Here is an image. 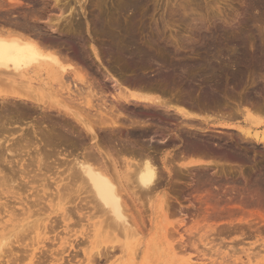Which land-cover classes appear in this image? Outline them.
<instances>
[{"label": "bare ground", "instance_id": "obj_1", "mask_svg": "<svg viewBox=\"0 0 264 264\" xmlns=\"http://www.w3.org/2000/svg\"><path fill=\"white\" fill-rule=\"evenodd\" d=\"M8 1L10 2L8 6L17 5V7L22 2L21 0ZM143 2L145 0H116L115 3L113 2L115 4L114 10L110 11L107 8H102L105 3L103 0H26L24 4L26 7H21L22 9L20 11L17 10V15H14V12L13 14L9 12V14L6 10L3 11V13L5 12L11 15V17L3 15L2 17L3 19L5 17V19L0 23V164L4 161L7 164H14V156L20 155L22 152L30 154V151L34 150L36 155L24 164L19 163L21 161L20 159H18V162L16 161L19 167L18 177H16L17 172L14 171L12 166H10L7 172V166L3 164L6 167V172L4 169H0V194H8L9 192L8 198L9 195L11 199L18 198L15 195L20 196L21 192L19 193L18 191L22 188L26 191L25 187L27 185L41 182L38 186L42 190L38 189L37 184L35 187H27L28 189H33V193H30V197L26 196V199L32 198L30 205H33V208H36L35 205L40 207V203L47 201L51 204L53 211V209H65V204H68L71 200L74 201L76 199L75 197L78 198L76 193L74 197L73 195L75 194H71L73 191H70L73 186L75 188V185H77L76 190L80 189L85 193L83 199L87 204L89 203L88 206L91 209L94 208V210L97 208L101 209V216L104 215L106 217L104 218L106 225L110 226L112 224V226L122 229H115L116 231L118 230V233L119 230L122 232L131 230L134 228L133 223L137 226L133 219L135 215L130 214L129 209L132 206L135 207L133 204L135 201L136 203L137 201L140 202V198L142 197H139L140 194H145L146 200L150 202L152 198L150 195L153 194L151 192L156 193V189L163 183L162 180L165 177L169 179L176 177L178 180L181 177L182 169L183 171H187V177H190L188 184L195 187V190L202 183L205 184L206 181H208L207 184L213 183L215 185L214 182L226 179V177L228 179L229 175L232 176V172L238 171L243 180V188L241 187L240 191L236 190L239 196H247L249 199L257 196L259 199L258 196L262 192L260 191V186H264V176H258L250 183L248 177L244 174V165L242 162L248 157L250 158L248 153L250 150L252 152L254 149L256 150L254 143L261 144L264 148V130L261 132H252L250 128L239 123L234 124L232 122L220 121L221 119L210 118L209 116L204 117V112L207 110L213 111V113L217 111L219 114L222 102L226 98H230L226 94L227 91L242 86V76L240 74L243 71H247L250 72L248 75H251L254 68L259 66V62L253 59L254 56H247L243 52H241V56L237 55L236 59L231 62L222 59L219 57L220 55L216 56L218 46L221 44L217 42V39H222L221 34L207 35L200 32L198 34L200 42V48L197 51L198 57L193 60L185 57H176V52L173 50L165 52L157 46L154 49L146 47L136 34L137 14ZM3 4V2H0V7L6 5ZM88 7H91L92 10L89 11ZM251 9L261 10V2L259 0H252ZM128 11L131 12L130 16H126V12ZM174 11L185 16L183 14V4H177L174 7ZM182 19L185 20L186 18L183 17ZM97 43H99L101 49H98ZM235 44L240 45L241 40H237ZM104 57L107 60H104ZM104 61L115 68H113V71L119 77L115 76V73L112 74L111 69H109V66L106 67ZM152 64H156L157 67L152 69ZM99 67H104L105 69V73L101 71L104 74L100 77L102 79V81L100 80L101 83L97 80L101 76L98 72ZM108 82H111V85H108ZM78 84L85 86V89L88 90L86 96H90L91 98L96 95V91H94L95 87L101 92L110 87L113 90L111 94L108 93L110 95L108 106L106 104L104 106V108H108L103 109V113L98 112V114L101 113L100 116H97L95 113L99 118V120L96 118V126L86 122L83 119L84 117L82 118L75 111L76 109H73V106L71 108L70 106H66L68 104L64 105L63 103L65 102L63 99H60L61 95L59 97L55 95L56 92L59 94L65 90L64 98L66 100H73L77 96L75 94L77 91L75 90L80 88H77ZM56 87L61 91L56 89ZM231 95H233L232 92ZM250 96V93H244L242 91V93L238 94L239 103L250 102ZM91 98L84 100V105H89ZM91 105L88 109L92 107ZM95 111L97 112L99 110ZM236 112L237 110H233L227 114L232 118V116L236 115ZM225 113H223L224 115L222 114L224 118L226 117ZM168 121H172L175 124L173 129L162 125L163 123L167 124ZM213 127L233 129L238 132L239 140L235 143L230 142V145H226L220 143L219 137L204 135L207 129ZM190 130H199L201 136L186 140L185 136L187 133L189 134ZM178 141L183 143L181 148L173 150V152H162L161 146L173 147ZM255 150L254 152L256 153ZM64 153H67V156L75 153L73 154V158L69 159V163L65 160L66 164L70 165L69 172H66V168L61 165L64 162L60 159L57 158L60 161L58 167L56 166V159L53 160L54 163L52 164H50L52 161L50 162L48 160L52 157H60L59 155H63ZM159 153L161 154L158 157ZM7 156L10 158L7 159ZM64 157L66 158V156ZM202 157H208L210 159L204 160L205 158ZM253 157L255 158V155ZM120 159L122 162L123 160L127 162H121V165L128 164V167L131 168L130 171L125 173V170L119 169L122 167L118 163L121 161ZM158 160L165 170V175L160 171L158 174L156 171V161ZM54 164L57 169L54 167ZM31 165H35V169ZM29 166H31V169H27ZM52 167L54 168L53 171L56 169L57 172L59 171L58 168H64L63 170L61 169L63 179L60 178L61 174L59 172H53L58 175L60 174V177L55 174L59 177L57 180L60 183L55 180L56 177L54 178L55 175L53 173V178H49L55 180L52 181V185L48 182L51 187L57 182V185H54L56 187L55 189L53 188L54 191L50 190L51 187L49 185L42 182L46 181L48 171ZM206 168H211L212 172L210 174L207 172H201L199 174L193 173L195 169L201 170ZM125 169L127 168L125 167ZM25 170L27 172L24 173ZM32 170L36 172L30 175L29 173H32ZM120 171H123L125 174ZM63 174H65V177ZM17 178L18 180L21 178L20 182H16ZM24 180L25 183H22ZM204 184L201 186H204ZM48 189L50 193H47L49 195L47 193H45L47 196L41 195L40 191L45 192L44 190ZM76 192L79 193L78 191ZM11 194L13 195L11 196ZM21 194L18 199L20 200V204L25 202L26 205H29L23 193ZM67 194H71L70 197L74 198H69ZM2 195L0 199L4 197ZM204 196L209 199V195ZM210 196L211 199L212 195L210 194ZM81 198L78 199L81 201ZM166 198L164 193L160 195L159 192L158 198H155L159 201L158 207L162 208L165 206L164 209H166ZM207 198H204V201ZM79 200L78 203H80ZM11 201L13 202V200ZM78 203L74 204L78 206ZM1 204L3 203L1 202ZM10 204L7 203L6 206H4L5 204L3 206L8 209ZM80 204L82 205V203ZM214 204L211 206L208 205L210 206L211 212H217L220 208L223 209V206H219V208L217 203ZM240 204L242 206V203ZM44 205L46 206V204H42L43 210ZM3 206H0L2 210L4 209ZM72 207L71 209H73ZM151 208L153 207L151 206ZM7 209L3 210V212L6 211L5 213H7ZM205 209H203L204 213L208 211L205 212ZM39 210L41 213L42 209L39 208ZM13 211L14 208L11 212ZM30 212L35 213L34 209H31ZM67 213L71 214L70 212ZM67 213L63 214L65 215L64 219L69 217ZM204 213L203 216L205 217ZM13 214L15 215L12 217L15 216L19 220L17 221L18 224L22 218L16 217V213ZM91 214H93L92 211ZM35 215V218H38H32V220L27 221L24 217L23 219L26 221L24 224L20 225L19 223V225H14L17 226L19 232L15 229L13 230V227H11L12 232L11 229L9 230L11 233L7 231L6 234L0 235V264H16L15 262L21 258L19 256L20 254L18 255L14 251L15 247L13 245V243L18 241V236L21 234L20 231L24 232L27 230L25 231L26 233H29L28 231H36L37 233L36 237L34 232L32 234L34 237L31 240V249L27 244L29 252H26L29 253L28 259L31 261V264L45 260L47 262L48 258L51 259H49L50 261H59L66 257L63 255V251H66L68 247L75 246L71 241L62 237L60 244L62 246H65L66 243L68 244V247L65 246L67 248L63 247L65 250L60 249L62 250L60 254L63 256L57 252L55 253L56 257H54L52 250V253L50 252L48 254L49 256L46 255L48 257L46 259L45 254L47 253L44 250H47L48 247L50 248L49 245L44 250L38 249L39 247L37 248V250H42L40 251V255L39 252H35V244L41 243L40 235L49 233L52 226L47 231L45 228H47V225H51V222L54 220L53 218L56 217H53V220L50 219L51 221L47 219L48 224L46 223L47 225L44 226L43 217L41 218L39 215ZM63 215L60 213L58 218H56L59 220V217H63ZM197 215L199 214L197 213ZM30 216L31 214L28 217L30 218ZM3 217L1 214L0 219ZM11 220L15 221L14 218H11L10 222ZM21 222L23 221L21 220ZM54 223L53 225L55 226L51 232L58 226V224L56 226ZM42 224L43 227H41ZM4 225L10 226L11 224ZM3 227L5 228V226ZM43 229L48 233L44 232ZM110 229L112 230L113 227L111 228L110 226ZM115 230L113 229L111 232ZM3 232L2 230V234ZM13 233H16L17 237L14 235V238ZM26 235L24 238L28 237V240L32 236L31 234V236ZM12 236L14 240L11 239ZM20 236L23 237L22 235ZM21 237L19 241L24 240ZM47 238L50 237L47 236ZM24 241H22L23 245H25ZM18 243L16 244L19 246V251L15 250L19 253L21 251L20 248H22V243L20 244L21 246ZM24 247L26 250V246ZM53 249L55 252L54 247ZM127 249L125 252L121 249L120 256H117L112 261L110 258L114 256V253L111 252L112 250H108L111 252L109 254L106 248L105 250L101 248L96 251L84 252V257L80 261L78 260L79 263L77 264H83V262L86 264H96L93 259L94 255H97L100 260H104L102 264H135L136 253L130 254ZM57 250L59 251V249ZM252 250L250 249V251ZM26 252H24L25 255ZM75 253L78 252L76 251ZM57 254L59 257H57ZM112 254L113 256H111ZM251 254H248V259L254 255V252L253 255ZM41 255L45 257H41ZM68 256L71 255L68 253ZM76 256V254L74 256L72 255L69 261H74L73 257ZM43 257L44 260L42 259ZM18 262L21 261L19 260ZM61 263L65 264L66 262H59V264ZM223 263L225 262L223 261ZM142 264H146L145 258L142 259Z\"/></svg>", "mask_w": 264, "mask_h": 264}, {"label": "rangeland", "instance_id": "obj_2", "mask_svg": "<svg viewBox=\"0 0 264 264\" xmlns=\"http://www.w3.org/2000/svg\"><path fill=\"white\" fill-rule=\"evenodd\" d=\"M21 1L23 3L21 2V5L19 4L17 7V5L8 6V4L10 5V2L8 0H4V1L0 0V2H3L4 4H6L5 6L0 7V19H1L0 23L5 19V17H4V19L2 17L3 15L4 16L6 15V17H7V15H8V17L9 16L11 17V15H9L10 14L9 12H11V14H13V12H14V15H17V10L20 11L22 8L26 7L24 5L26 0H24V1L21 0ZM103 1L105 3L103 4L102 8L103 7L107 8V10H110V11L114 10L115 4H113V2L115 3L116 0H103ZM259 1L261 2V7H262L261 10L262 11L259 9H254V10L251 9L252 0H145V2H143V4H141L139 7L138 14H137V23H136V34L140 38V41H142L146 47H149V48L151 47L154 49L157 46L160 50H164L165 52L173 50L176 52V55H175L176 57H180V58L185 57L189 60H193V59H196L198 57L197 51L200 48L199 47L200 42H199L198 34H200V32H203L207 35L221 34L222 39H219V40L217 39V42L221 43V44H219V46H218V51L216 53V56L220 55L219 57H221L224 60H228L231 62L232 60L236 59L237 55L241 56V52H243L247 56H254L253 59H255L259 62V66L254 68V71H252L251 75H248V73H250V72H247V71H243L240 74L242 76L241 77L242 86L241 87L238 86V87L232 88V90L229 89L227 91L226 94H228L230 98H226L224 100V102H222V104L220 105L221 109H219V110H221V111H219L220 113L218 114L217 111H216V113H213V111L207 110L206 112H204L205 116L203 114L204 117L209 116L210 118H215L217 120L221 119L220 121L232 122L234 124H238V123L242 124V125L250 128L252 130V132H261L262 130H264V20H262V19H264V0H259ZM177 4H183L184 5V13L183 14L185 16L174 11V7ZM22 5H24V6H22ZM104 5H106V6H104ZM8 9H10V10L7 11ZM5 10L9 14H7L5 12L3 13V11H5ZM88 10L89 11L92 10L91 7L90 8L88 7ZM130 14H131L130 11L126 12V16H130ZM183 17H185L186 19L183 20L182 19ZM239 39L241 40V44L236 45L235 42H237V40H239ZM232 41H234V42H232ZM97 47H98V49H101V46L99 45V43H97ZM105 59H106V57H104V60ZM104 64L106 65V67L109 66V69H111L112 74L115 73L113 71L114 67H111V65H108V62L105 63V61H104ZM230 64H232V63H230ZM156 67H157L156 64H152V69H154ZM101 71L102 72L104 71L103 73H105L104 67H99V69H98V72L101 75V76H99V78L97 77L98 78L97 80H99V83H101L100 80L102 81V79H100V77H102V75H104L101 73ZM195 73H196V71H195ZM114 75L119 77V75H117L116 73ZM110 83L111 82H108L107 84L109 85ZM55 84L56 83L54 82V85ZM77 86H78L77 88H79V87L80 88L75 90V91H77L75 93L77 96H75L76 98L74 97L75 100H74V98H73V100H66L63 96V95H65L64 94L65 90L62 92L60 89L57 88L58 86L56 87V89L61 91V93L57 94V92H56L55 95H56V97H59V95H61L60 99L61 100L63 99V101L65 102L63 104L64 105L68 104V105H66L67 107H69V106L71 108L74 107L73 109H76L75 111L78 112V115H80L82 118L84 117L83 119L86 122H88L89 124H93V125L96 124L97 125V123H95L97 121V119L99 120V118L97 116H100V114H101V113L98 114V112L103 113L105 108L106 109L108 108V107L104 108V106H106V105L108 106V104L110 102V95L109 94H111L113 92V90L110 89L111 88L110 87L109 89L104 90L105 92L104 91L101 92L99 89H98L99 91L97 90V87H95L94 91H96L95 92L96 95L91 98L90 96H86L88 90L85 89L84 85L78 84ZM85 91H86V93H85ZM242 91L244 93H250L251 94L250 102L239 103L238 94L242 93ZM74 92H73V94H74ZM231 92L233 93V95H231ZM84 95L86 96V98ZM81 97H83V98H81ZM107 97H108V99H106ZM89 98H91L90 104H92L91 105L92 107L90 109H88L90 104L84 105V103H85L84 100H87ZM222 106L223 107L225 106V108L223 109ZM95 110H99V111L96 112ZM233 110H237V112H236V115L232 116V118H231L228 116L227 113H230ZM95 113L97 114V116ZM223 113H225V115H226L225 118L223 117V115H224ZM221 117H223L224 119ZM227 117H229V118H227ZM154 122H156V121L154 120ZM160 124H162V123H160ZM162 125H164V126L166 125L167 127H171V129H173L175 127V124H173L172 121L171 122L168 121L167 124L163 123ZM187 135H189V136L187 137ZM187 135L185 136L186 140L189 138L201 136V132L199 130H197V131L190 130L189 134L187 133ZM204 135H212L215 137H219L220 143H223L226 145H230L231 144L230 142L235 143L236 141L239 140L238 132L233 130V129L214 128L213 127V128L207 129V131H206V133H204ZM182 145H183V143L178 141V142H176V145H174L173 147L172 146H168V147L167 146H164V147L161 146L162 152L163 153H166L168 151L173 152V150L181 148ZM254 147L256 148V150L254 149L256 151V153L254 152V150H253V152H252V150H250L248 152L250 158L248 157L246 160H244V162H242L244 165V174H245V176L248 177V181L250 183H252L258 176L259 177L264 176V174H263L264 173V154H263L264 148L262 147L261 144H255V143H254ZM33 151H30V154H25L24 152H22L20 155L19 154L17 156L15 155L14 156L15 158H13L15 163L12 165L7 164L5 161L2 162L1 163L2 165L0 164L1 165L0 167H2V168H0V169H2V170L4 169L5 172L7 170V172H8V170L10 169V166H12L14 171L17 172L16 177H18L19 167H18L16 161L18 162V159H20L21 161H19V163L21 162L23 164L29 162V159L33 158L36 155L35 151L34 152ZM73 154H75V153H73ZM73 154L70 156L69 155L67 156V153H64L63 155H59L60 157H58V156L54 157V158L52 157L48 160L50 162L52 161L50 163V164H52V163H54L53 160L56 159L55 162L58 164L60 162L58 159H60L61 161L64 162V163L62 162L63 164H61V165H63V167L66 168L65 169L66 172H69V166L70 165L69 164L67 165L66 161L69 163L70 162L69 159L73 158ZM160 154L161 153L158 154V157L160 156ZM252 155L253 156L255 155V158ZM64 156H66V158ZM9 158L7 156V159H9ZM202 158H205L204 160L210 159L208 157H202ZM158 161H156V168H157L156 171L158 174L161 172V173H163V175H165L164 174L165 170L163 169L160 161L159 162ZM121 162H122V160L118 162L120 164V165L119 164L118 165L122 166V167L121 168L118 167V168L125 170V173L130 171L131 168L128 167V164H123L124 165L123 166V165H121ZM123 162L125 163L126 161L123 160ZM236 162H238V161H236ZM71 163H72V160H71ZM239 163H241V161H239ZM3 164L5 166H7V169H6V167L3 166ZM55 164H54V167H55ZM57 164H56V166L58 167L59 164L58 165ZM31 166L33 167V169H35L34 168L35 165H31ZM31 166H29L27 169H31L30 168ZM57 167H55V168L57 169ZM125 167L127 169H125ZM16 168H18V169L15 170ZM56 169H55V171H53L54 168L52 167V169L50 171H48L49 175L47 174L48 177H47L46 181H42L43 183L45 182L47 185H49V187H51V185L53 184L52 181L59 179L60 174H61L60 178L63 179L62 171H61L62 167L58 168V170H59L58 172L60 173L59 175L57 174L58 172L56 171ZM26 170L24 171V173L27 172ZM162 170H163V172H162ZM31 172L32 173H29L30 175L36 171L32 170ZM53 172H57V173H53ZM181 172H182L181 177L178 179L179 181L177 180L176 177H174L173 179H169V178L163 176V177H165L164 178L165 181L162 180L163 183L161 182L162 184L159 185L160 187H158V189H156V193L151 192L154 195L150 193L151 194L150 197L152 196L150 202L148 200H146L145 194H143V193L140 194L139 197L142 196L140 198V202L137 201V203H138L137 204L135 201L133 203L135 205V207L134 206H132L133 208L130 207V209H132L131 211L129 209V212H131L130 214L135 215V218L137 221L135 220V218H133V219H134L135 224H137V226L134 225V223H133L134 228H132L131 230H128L126 232L120 231L122 229L117 227L118 229H120L119 233L117 232L118 230L117 231L115 230L117 228L115 226H112V224L110 226H111V228L113 227V229L115 231L111 232L113 229L111 230L110 226L106 225V220L104 219L106 217L104 215L101 216L102 213H101L100 208H97L95 210H94V208H92L94 210L93 211L90 208V206H88L89 203L87 204V202H85L83 199V197H85V193L82 192L79 188L78 189L80 191L76 190L77 185H75L76 186L75 188H73L74 186L73 187L70 186V187H72V189H70V191L71 192L73 191V193H71V192H69V193H71V194L76 193L79 199L82 197L81 201L83 200L84 203H83V201L81 202L77 197H75L76 196V194H75L73 196L76 199H74V201L71 200L72 202L70 201V202H68V204H65L66 208L65 209L63 208L65 211L62 208H60L59 210L53 209V211H52L51 204H49L47 201H43L45 203H43V202L40 203L41 204V205L39 204L40 207L35 205L36 208L35 207L33 208V205L32 206L30 205L31 204L30 200H32V198L26 199L27 198L26 196L30 197V195H31L30 193H33L32 192L33 189H28V188H30V186L35 187L36 184L38 186V184L41 182H37L36 184L34 183L33 185H27L25 187L26 191H25V189L23 190V188L20 191H18L19 193L20 192L23 193L25 200L29 203V205L31 207L29 205H26L25 202H22L23 205L20 204V202H19L20 200H18V199L22 195L21 193H20V196L15 195L18 198H12V199L10 198V195L8 198V194H10L9 192H8V194L6 193L7 197H6L5 193H3V195L0 194V197H1V195L4 196V197H2V199H0V203L1 202L3 203L0 205L1 207L4 204H5L4 206H6L7 203L10 204V202H12L11 200H13L12 204L9 205L8 209H7V207L3 206V208H4L3 210L7 209V213H5L6 211L3 212L2 208L0 207L1 208L0 210L2 211V212L0 211L1 212L0 217H1V214H2V216H4L2 219H0V227H1L0 228V235L6 234L7 231L10 232L9 231L10 229L12 232L11 227H13V230L15 229L17 232H19L17 226H14V225H19V223H20V225L24 224L26 222L25 219L27 221H30V219L32 220V218H34V219L38 218V217L35 218V216H36L35 214L39 215L41 218L43 217L42 218L43 224H44V226H46L48 224V221L50 219H52L53 217L56 216L58 218V215H60V213L63 215L67 212H70L71 214L67 213V214H69L68 215L69 217H66V219H64L65 215H63V217L61 216L65 221L61 217H59V220L56 217L55 218L57 220L55 218H53L54 220L52 219L53 221L51 222V225H47V228H45V230L47 231V229L52 226L49 233L43 229V231L48 233V234H41L40 235L41 243L35 244V246H34L35 247L34 251L37 253L39 252V255H40V251H42V250H37V248L39 247L38 249L44 250L47 247V245H49L50 248H52V249H50L48 247V249L51 250V251H49L47 249L49 252L45 249L44 252L46 251V253H47V254H45V256L48 255L50 252L52 253V250H53L54 257H56L55 253H57V252L61 256H63V255L66 256L63 258L64 260L63 259H60L59 261L53 260L54 262L50 261L51 259L46 256V259L48 258V260H47V262H49L48 264H53V263L59 264V262H62V261H65L66 262L65 264H67V261H68V264H72V263L75 264L76 260H77L76 261V264H77V263H79L78 260L80 261L84 257V252H88L91 250L96 251V250H99L101 248H103L104 250L106 248V251L109 254H111V252L114 253V256H113V254L111 255V256H113L112 258H110L111 261L114 260L117 256H120V254H121L120 252H122L121 249L123 250V252H125V250L128 248L127 250H128V252H130V254L136 253V255H137L136 260H135L136 261L135 264H142V259H144V258H145L146 264H264V251H263L264 250V186H262V187L260 186V189H261L260 191H262L261 194L259 193L260 196H258L260 200L257 198V196H255V197H253L254 200L251 198L253 200L252 201L251 199L247 198V196H239V193L237 192V191L241 190V187L243 188V180H242V177L240 176V174L238 173V171L232 172L231 173L232 176L229 175L228 179L226 177V179H222V180H218V181L214 182L215 185L213 183L207 184L208 181H206L205 184L204 183L201 184V185L204 184V186L200 185V187H199L200 189L197 188L196 190H195V187L190 186L188 184V182H190V177H187L188 176V174H186L187 171L186 170L183 171V169H182ZM201 172L202 173L207 172L208 174H210L212 172V169L211 168L210 169L206 168V169H201V170L195 169V171L193 173L199 174ZM52 173H53V175L56 174L59 177L55 175L54 176V178L56 177L55 180L49 179V178H53ZM121 173H123V171ZM125 173H123V174H125ZM64 175L65 174H63V176ZM125 176H124V178H126ZM163 177H162V179H163ZM20 180H21V178H19V180L17 178L16 182H20ZM50 180H51V182H50ZM64 180H65V178H64ZM124 180H127V179H124ZM48 182L51 183V185ZM126 182H128V181H126ZM22 183H25V180ZM56 183L57 182H55L54 185H57ZM58 183H60V182L58 181ZM54 185L50 188V190L54 191V189L56 188V187H54ZM129 185H130V183H129ZM127 187H128V185H127ZM38 189H39V186H38ZM39 190H42V188L40 187ZM44 191L45 192L40 191L41 195H43V196L46 195L45 193H47L49 191V189L44 190ZM76 191H78L79 193H77ZM157 191H158V193H157ZM159 192H160V195H162L164 193L165 198L167 197L166 198L167 199L166 209H164L165 206L162 208L158 207L159 201L155 198H158ZM48 193H50V192H48ZM48 193H47V195H49ZM71 194L70 195L67 194L69 196V198H72V197H70ZM210 194L212 195L211 199H210V197H211ZM12 195L13 194H11V196ZM204 195H209L210 200ZM137 196H138V191H137ZM144 196H145V199H144ZM24 197H22V198H24ZM216 197H217V199H216ZM218 197H219V199H218ZM204 198H207V200L204 201ZM256 199H257V201H255ZM78 200L80 201V203H82V205L80 203H78ZM147 201H148V203H146ZM155 201L157 202L158 205L156 204ZM208 201H209V203L207 204ZM54 202H56V201H54ZM73 202L76 204L78 203V206H76ZM256 202L257 203L259 202L258 205H256L257 204ZM214 203H217L218 207L223 206V209H221L219 207L223 211L218 209L217 212H211L210 206L213 205ZM240 203H242V206ZM42 204H46V206L44 205V210H43ZM47 205H48V207H47ZM150 205L153 208H151ZM208 205H210V206H208ZM12 206L14 208V211H17V212H14V211L11 212V210L13 209V208H11ZM28 206L32 210L34 209L35 213H31L33 211L30 212L31 209ZM67 206H68V208H67ZM129 206H131V205H129ZM45 207H47V208L45 209ZM71 207L73 209H71ZM77 207L80 210H78ZM39 208L42 209L41 210L42 214L40 213ZM204 208H206L204 210L205 212L208 210L206 213L203 212ZM24 209H27L28 211L24 210ZM135 209H137V210H135ZM226 209L228 212L226 211ZM8 210H10V211L8 212ZM61 210L64 213H62ZM68 210H70V211H68ZM90 210L93 212V214H91ZM22 211H24V212L26 211L25 212L26 215L24 212L21 215ZM38 211H39V213H38ZM183 211L185 212V214ZM13 213H16V214L18 213L19 216L17 214L16 217L22 218V219H20V222L18 224H17V221H19V220H17V218H15V216L12 217L13 215H15ZM197 213L199 215H197ZM203 213L205 214V217L203 216ZM10 214H12V215H10ZM30 214H31V216L29 218L28 216ZM32 214L34 217L32 216ZM94 214H95V216H94ZM8 215L10 218L8 217ZM24 217H25V219H23ZM11 218H14L15 221L11 220V222H10ZM44 219H45V221H44ZM47 219H48V221H47ZM133 219H132V221H133ZM201 219H202V221H201ZM1 220H2V223H1ZM21 220L23 222H21ZM107 222H108V220H107ZM9 223L11 224L10 226L4 225V224L9 225ZM39 223H41V222H39ZM53 223L56 224V226L58 224V226L55 227L56 229L51 232L52 228H54V226H55V225H53ZM43 224L41 227H43ZM2 225L5 226L6 229ZM135 227H136V229H135ZM2 228H4L5 230ZM19 229H20V226H19ZM29 229H31V228H29ZM109 229H110V231H109ZM2 230L4 231L3 234H2ZM90 230H92V231H90ZM25 231H27V230H25ZM99 231H103V232H99ZM24 232L20 231L21 234L19 233L23 237H21L20 235L19 236L21 238H23L24 240L25 239L28 240V237L24 238V236L26 234H27L26 236H31L34 232L35 237L37 235L36 231H33V232L28 231L29 233H26V232L24 233ZM16 233L15 234L13 233V236L16 235ZM13 236L11 237L12 240H14V238H15V236H14V238H13ZM19 236H18L17 242H19L18 243L19 245L22 243V248H20L21 251L19 253L17 252V251H19V246L16 244L17 242L13 243V245H14L15 249L17 250L16 251L14 249V251L18 255L20 254L19 256H21V258L18 259V261L20 260L21 262L16 261L15 263L16 264L17 263L18 264H29V263L31 264V261H29V259H28L29 253H27V252H29V248L27 249V247L29 245V247L31 249L30 244L32 245L31 240H33L32 238L34 237V235H32L31 238L29 237L28 241L27 240L26 241H24V240L19 241V239H20ZM47 236H49L50 238H47ZM16 237H17V235H16ZM62 237H65L66 240L68 239L69 241H71L72 244L75 246H76V244H78L76 246V249H75V246L69 248L67 243H66L67 245L65 244V246H67L68 248L65 247L64 245L62 246L60 244ZM57 240H58V242H56ZM22 241H24L25 245H23ZM232 241H234V242H232ZM208 242H210V243H208ZM250 243H252V244H250ZM50 244H53V245H50ZM16 246H17V248H16ZM24 246H26V250H25ZM42 246H44V247L41 248ZM60 246H62V247H60ZM53 247L55 248V252H54ZM63 247H65L67 249H66V251H63V255H62V254H60V251L62 252V250H60V249L65 250V248H63ZM56 248L59 249V251ZM209 249H211V250H209ZM250 249L251 250L253 249V250L250 251ZM108 250H112V251L110 252ZM131 250H132V252H131ZM240 250H242L243 252ZM23 251L24 252L27 251L26 255L24 254ZM70 251H72V252H70ZM76 251L78 253H75ZM217 252L218 253L220 252V254H218ZM247 252H249V253H247ZM253 252H254V255H253ZM68 253L71 256L67 257ZM233 253L235 256L233 255ZM246 253H247V256H246ZM256 253H257V255H255ZM75 254L77 256L73 257L74 261H71V260L69 261V259L72 257V255L74 256ZM248 254H251L254 257L253 256L250 257V255H249L250 258L248 259L247 258ZM59 255L57 257H59ZM232 255H233V257H232ZM42 256H44V255H41V257ZM44 257L42 258L43 260H44ZM93 257H94L93 258L94 263H96V264L104 263L103 262L104 260L102 258H101L102 260H100V258L97 257V255L96 256L94 255ZM24 259H26V260H24ZM225 259H226V261H225ZM34 261L36 262L35 259H34ZM45 261L36 262L35 264H46L47 262H45ZM223 261L225 263H223ZM80 264H82V263H80ZM83 264H86V263L83 262Z\"/></svg>", "mask_w": 264, "mask_h": 264}]
</instances>
